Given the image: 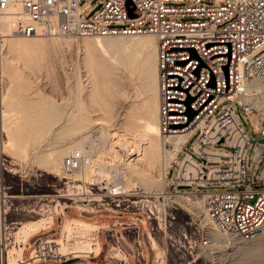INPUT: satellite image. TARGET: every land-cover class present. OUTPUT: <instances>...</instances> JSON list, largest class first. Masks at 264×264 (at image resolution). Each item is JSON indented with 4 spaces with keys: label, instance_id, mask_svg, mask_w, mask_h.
I'll use <instances>...</instances> for the list:
<instances>
[{
    "label": "rangeland",
    "instance_id": "1",
    "mask_svg": "<svg viewBox=\"0 0 264 264\" xmlns=\"http://www.w3.org/2000/svg\"><path fill=\"white\" fill-rule=\"evenodd\" d=\"M1 23L5 36L0 37V100L10 117L11 137L3 125L2 136L5 142L13 140L4 148L5 164L0 163L4 264H17L16 259L26 255L28 244L39 236L55 235L56 229L46 232L55 216L68 229L74 224L83 231L100 227L91 248L97 254L101 227L128 218H121V209L133 211L127 215L139 226L147 260L153 255L154 264H264V227L248 239L223 234L207 216L202 193L187 191L181 197L162 193L160 174L173 147L146 129L148 121L159 123L153 36L71 37L55 32L25 37L12 33L9 20ZM237 113L252 138L246 159L250 169L258 133L239 107ZM198 134L194 132L184 147L196 159L200 157L190 146ZM150 136L156 137L151 140L156 147L151 143L148 153ZM72 150L84 151L89 162L64 171L62 159ZM263 162L264 157L254 165L253 179ZM169 163L165 192L173 194L175 158ZM119 185L122 191L109 193ZM215 188L230 187L193 186L194 190ZM106 213L117 219L99 216ZM33 221H41V227L36 226L40 229L25 242L22 228ZM198 224L204 226L206 243L199 241ZM211 234L220 241L211 239ZM116 238L131 251L119 232ZM151 238L156 248H151ZM74 245L81 251L89 247L83 241ZM105 251L104 242L103 256Z\"/></svg>",
    "mask_w": 264,
    "mask_h": 264
},
{
    "label": "built area",
    "instance_id": "2",
    "mask_svg": "<svg viewBox=\"0 0 264 264\" xmlns=\"http://www.w3.org/2000/svg\"><path fill=\"white\" fill-rule=\"evenodd\" d=\"M90 1L0 0V16L10 18L12 33L18 36L33 35L44 27L48 34L71 37L147 34L156 38L159 132L164 137L187 134L174 156L171 182L175 190L204 193L206 214L218 230L244 239L254 236L264 226V162L256 179L252 176L254 165L264 157V108L247 99V84L264 79V0H130L133 17L126 0ZM238 107L258 133L250 169L246 159L252 138L239 119ZM196 131L198 137L190 147L200 159L184 151ZM5 161L0 153V163ZM83 161L81 152L72 150L63 157L62 167L73 171ZM215 184L230 188H192ZM109 193L118 194L113 189ZM121 211V218H128L116 222L131 251L119 244L108 226L101 227L106 255L93 264H145L141 231L127 215L133 211ZM99 228L83 231L74 224L66 229L60 218L57 233L32 241L16 262L62 264L77 253L95 258L91 248L98 241ZM197 231L200 243H206L204 226L198 224ZM82 241L89 247L78 251L74 244ZM0 250L4 264L1 211Z\"/></svg>",
    "mask_w": 264,
    "mask_h": 264
},
{
    "label": "bare ground",
    "instance_id": "3",
    "mask_svg": "<svg viewBox=\"0 0 264 264\" xmlns=\"http://www.w3.org/2000/svg\"><path fill=\"white\" fill-rule=\"evenodd\" d=\"M0 20L2 21V23H4L5 21H6V23L8 22V20L10 21V23H11V25H10V27L12 26V22H11V20H10V18H8V17H6V16H0ZM1 23V24H2ZM12 28V27H11ZM1 33H0V37L1 36H5L3 33H4V30H1L0 31ZM38 34H48V32H47V29L46 28H44V27H39V29H37V32L35 33V34H33V35H30V36H35V35H38ZM147 35V34H146ZM30 36H25V37H30ZM134 36V35H133ZM149 36H152V35H149ZM104 37H106V36H104ZM108 37V36H107ZM5 39V38H4ZM156 39V38H155ZM2 41V40H1ZM40 43V42H39ZM140 44V43H139ZM156 45H157V42H156ZM142 47V46H141ZM133 59V58H132ZM132 61V60H131ZM157 64V63H156ZM157 66V69H158V65H156ZM147 70V69H146ZM150 75V74H149ZM148 77V76H147ZM159 82V79L157 80V83H155V85L157 84V89H158V83ZM152 85H154V83L152 84ZM247 90H248V92L250 93V96L247 98L249 101H253L254 103H255V105L256 106H258L259 108H264V79H261V78H257V79H253V80H251V81H249L248 82V84H247ZM159 103H160V92H159ZM3 104L4 103H2V101L0 100V153H1V155L4 157V148H8V147H10V144L13 142V140L10 138L9 140H7L6 142L4 141V138H3V136H2V130H3V127L5 126V130H6V132H7V134H8V136L9 137H11V134L9 133V131H10V122H9V118L10 117H8L9 115L7 114L8 113V111H7V113H6V109H4V107H3ZM147 111H148V109H147ZM158 115H159V105H158ZM159 124V123H158ZM158 124H156V123H151V122H147V125H146V129H147V132H149V134L151 133V134H153L154 136H160L161 137V141H162V144H170L169 145V147L170 146H172L173 147V150H172V152L171 153H169L168 154V161L170 162V160L175 156V154L177 153V151L181 148V145H182V143L184 142V140H185V138H186V135L187 134H175V135H171V136H162L161 134H160V132H159V129H158ZM2 125H3V127H2ZM154 138H156V137H149V145H148V148H147V152L149 153L150 152V148H153V146L155 145L153 142H151V140L152 139H154ZM147 141V140H146ZM157 142V141H156ZM125 143V142H124ZM151 143H153L154 145L152 146V144ZM152 146V147H151ZM158 146V145H157ZM168 146V145H167ZM155 147H156V145H155ZM162 148H163V146H162ZM157 149H158V147H157ZM80 152H81V154H82V159L83 160H86L87 159V161L89 162V158H87V157H85L84 156V151H82V150H79ZM162 152H163V150H162ZM158 153V152H157ZM163 155V154H162ZM5 158V157H4ZM165 158H166V156H165ZM175 158V157H174ZM6 159V158H5ZM164 159V158H163ZM162 159V160H163ZM50 160V163L51 164H53V160L50 158L49 159ZM167 160V159H166ZM165 160V161H166ZM85 162V161H84ZM169 162H167V164L165 165V167H164V170H161L162 171V173L160 174L161 175V187H162V193H164L165 195H171V196H176V195H178V196H183L184 194L183 193H185V192H183V191H181V190H175L174 192H176V193H178V194H169V193H166L165 192V183H164V177H165V171H166V168H167V166L170 164ZM163 164H165V162H163ZM80 168H82V165H81V167ZM161 169H163V168H161ZM175 170V169H174ZM118 185V184H117ZM174 187V186H173ZM181 188V187H180ZM193 188V187H192ZM175 189V188H174ZM115 192H120V191H122L121 190V187H120V185L119 186H116L114 189H113ZM179 192H182V193H179ZM187 195H194V196H198L196 193H188ZM202 195H204V193L202 192ZM1 196V195H0ZM5 196V195H4ZM4 196H3V199H4ZM7 197V196H6ZM0 199H1V197H0ZM180 199H182V198H180ZM2 203V202H1ZM4 208V207H3ZM6 212V211H5ZM42 220V219H41ZM45 220V219H44ZM44 220H42V221H44ZM46 221V220H45ZM53 221L54 220H52V225H53ZM40 223H41V221H33L32 223H27V224H25L24 225V227L22 228L23 229V236H24V239H22L23 241H25L26 242V239H27V237L29 236V235H31L32 233H34V232H36V231H38L39 229H37L36 228V226H39V227H41L40 226ZM44 223V222H43ZM66 223V222H65ZM68 223V222H67ZM69 223H71V222H69ZM65 225H67V224H65ZM43 227V226H42ZM45 227V226H44ZM43 227V228H44ZM64 228H66L65 226H63ZM264 227V226H263ZM262 227V228H263ZM21 229V230H22ZM66 229H68V228H66ZM21 232V231H20ZM223 234H227V232H224ZM211 239H213V240H215L216 242H218V241H220V237L218 236V235H216V234H211ZM214 244H215V242H214ZM218 244V243H217ZM220 244V243H219ZM63 246V245H62ZM13 249V248H12ZM61 249H63V247L61 248ZM81 249V248H80ZM79 249V251H81ZM14 250V249H13ZM92 250V249H91ZM98 250V249H97ZM81 253H77V254H75V256L76 257H81ZM14 258V257H13ZM75 258V257H74ZM13 262V261H12ZM65 262V261H64ZM64 262L62 263V264H64ZM11 263V262H10Z\"/></svg>",
    "mask_w": 264,
    "mask_h": 264
},
{
    "label": "crops",
    "instance_id": "4",
    "mask_svg": "<svg viewBox=\"0 0 264 264\" xmlns=\"http://www.w3.org/2000/svg\"><path fill=\"white\" fill-rule=\"evenodd\" d=\"M179 193H182V192H179ZM173 194H178V193H173ZM174 197H181V196H174ZM100 217H117V215L115 214H110V213H106V214H99ZM85 217V216H84ZM120 217V216H118ZM117 219V218H116ZM58 228H59V222H58V218L55 216L54 217V221H53V225H48V228L46 230L47 231H50L51 229H56V233L58 231ZM108 229H109V232L112 233V235H114L116 237V233L119 232V235L121 236L120 234V231H119V226L117 225V222H111L109 223L108 225ZM55 233V234H56ZM40 237V236H39ZM42 237V236H41ZM122 237V236H121ZM101 238V246H100V250L99 252L96 254V257L95 258H90V257H85V256H81V257H75V260H78L77 262H75L74 264H93L95 261H100L104 258V256L106 255V251H105V254L104 256L102 255V245L104 243V238H105V232H103L100 236ZM123 238V237H122ZM141 240H142V233H141ZM151 242L152 244L150 245L151 248L153 246V248H156L157 247V243L154 239L151 238ZM142 243H143V240H142ZM144 245V243H143ZM145 248V247H144ZM152 248V249H153ZM153 261V255H152V258L150 261L147 260V251L145 249V264H151ZM0 264H3V261H2V256H1V250H0Z\"/></svg>",
    "mask_w": 264,
    "mask_h": 264
},
{
    "label": "water",
    "instance_id": "5",
    "mask_svg": "<svg viewBox=\"0 0 264 264\" xmlns=\"http://www.w3.org/2000/svg\"><path fill=\"white\" fill-rule=\"evenodd\" d=\"M125 5H126V8H127L128 15L130 17H133L134 16V14L132 12L133 11V7L131 5L130 0H126ZM194 114H195V112L191 111V116H193ZM180 187H183V186L180 185ZM74 260H75V258H70V259L66 260L64 263H69V262L74 261Z\"/></svg>",
    "mask_w": 264,
    "mask_h": 264
}]
</instances>
